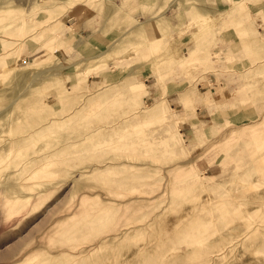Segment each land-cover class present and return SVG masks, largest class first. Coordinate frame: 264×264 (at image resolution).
Segmentation results:
<instances>
[{
  "label": "rangeland",
  "instance_id": "obj_1",
  "mask_svg": "<svg viewBox=\"0 0 264 264\" xmlns=\"http://www.w3.org/2000/svg\"><path fill=\"white\" fill-rule=\"evenodd\" d=\"M49 2L0 0V264H264V39L216 93L197 87L212 48L173 60L166 43L148 83L165 95L195 69L184 129L165 96L5 68Z\"/></svg>",
  "mask_w": 264,
  "mask_h": 264
},
{
  "label": "crops",
  "instance_id": "obj_2",
  "mask_svg": "<svg viewBox=\"0 0 264 264\" xmlns=\"http://www.w3.org/2000/svg\"><path fill=\"white\" fill-rule=\"evenodd\" d=\"M87 1L45 3V10L38 15L43 12L45 19H50V24H44L46 31L31 29L20 55L14 50L13 55L3 56L5 68L41 58L46 63L50 60L49 65L56 68L63 83L72 87L80 82L88 87L128 85L143 97L165 96L170 107L184 118L183 128L192 126L194 130L198 124L185 116L186 103L192 106L191 93L186 94L183 88L184 83L192 81V75H197L194 68L189 76L166 79L165 95L149 87L150 78L155 83L158 79L155 65L165 61L166 43L173 60L189 58L198 44L204 53L211 47L214 69L200 79L197 87L207 88L204 93H216L225 90L221 84L236 71L230 66L250 61L255 52L251 41L264 39V0H246L247 9H239L243 0ZM0 42L1 56L5 53L4 40L0 38ZM181 53L188 56L183 58ZM12 57L16 60L11 61ZM79 63L82 67L77 70Z\"/></svg>",
  "mask_w": 264,
  "mask_h": 264
},
{
  "label": "bare ground",
  "instance_id": "obj_3",
  "mask_svg": "<svg viewBox=\"0 0 264 264\" xmlns=\"http://www.w3.org/2000/svg\"><path fill=\"white\" fill-rule=\"evenodd\" d=\"M44 2V1H43ZM23 20V19H22ZM23 26V25H22ZM38 76V75H37ZM11 156V155H10Z\"/></svg>",
  "mask_w": 264,
  "mask_h": 264
}]
</instances>
